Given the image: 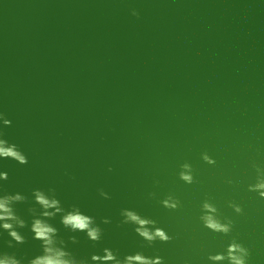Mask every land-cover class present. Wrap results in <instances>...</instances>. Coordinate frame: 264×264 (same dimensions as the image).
<instances>
[{
  "label": "water",
  "instance_id": "obj_1",
  "mask_svg": "<svg viewBox=\"0 0 264 264\" xmlns=\"http://www.w3.org/2000/svg\"><path fill=\"white\" fill-rule=\"evenodd\" d=\"M0 113L12 122L0 124L3 138L28 159H0V187L30 201L54 188L103 230L94 245L50 221L66 242L76 236L77 258L90 264L109 248L121 259L212 264L235 240L249 264H264V199L248 190L253 162L264 167V0H0ZM185 163L192 184L180 179ZM169 196L177 210L163 207ZM205 201L234 222L228 235L204 227ZM30 206L16 205L29 226ZM122 209L171 241L146 246L134 226H118ZM21 231L28 242L14 248L0 231V252L27 264L41 249Z\"/></svg>",
  "mask_w": 264,
  "mask_h": 264
},
{
  "label": "clouds",
  "instance_id": "obj_2",
  "mask_svg": "<svg viewBox=\"0 0 264 264\" xmlns=\"http://www.w3.org/2000/svg\"><path fill=\"white\" fill-rule=\"evenodd\" d=\"M131 15L137 19L139 18V13L135 10H132ZM11 123L3 113H0V124L3 128L11 127ZM4 135V132L0 129V159H11L21 166L27 165L26 155L17 145L10 144L4 139ZM203 159L208 164L215 163L207 155H204ZM252 167L256 172V182L249 185L248 190L257 193L259 198L264 199V167L258 166L254 162ZM182 168L180 179L186 184H192L194 180L191 174V165L185 163ZM109 171H112V169L109 168ZM7 180V173L0 172V181ZM228 183L232 184L233 181L229 180ZM31 195L32 199L30 201L23 194H8L0 187V231L8 234L7 247L14 248L26 244L28 242L27 238L21 230L29 228L32 239L40 244L41 253L28 259L27 264H89L87 259L77 258L68 250V243L73 245L79 243L76 236H71L69 241L66 242L60 237L59 230L50 221L59 216L60 223L66 230L72 233L86 234L87 239L95 245L102 240L104 234L95 218L84 214L76 205H73L70 209H65L57 198L54 188H49L46 191L35 189ZM99 195L105 200L111 198L103 189L99 190ZM149 196L154 198L155 193H150ZM161 203L163 207L170 210H177L180 207V201L172 196L161 201ZM18 204L32 205L27 209L28 214L32 217L30 226L24 218L17 214L16 205ZM229 206L237 214L243 213V209L239 205L230 204ZM202 210L204 214L200 216V220L205 228L224 235H228L233 230L234 222L230 219L227 222H222L217 217V208L211 203L205 201ZM120 215L122 221L118 226H134V232L148 247H151L157 241L168 243L172 239L163 229L157 227L154 220L142 217L135 210L122 209ZM101 223L109 224L111 221L103 219ZM145 245H141V247ZM250 256L251 253L247 247L233 240L226 250V255H209L207 259L212 264H219V262L225 260L228 261V264H249ZM0 264H25V258H18L15 253L0 252ZM90 264H164V261L160 257L155 259L146 257L143 252L126 255L121 259L118 252L104 248L102 255L94 254L91 256Z\"/></svg>",
  "mask_w": 264,
  "mask_h": 264
}]
</instances>
